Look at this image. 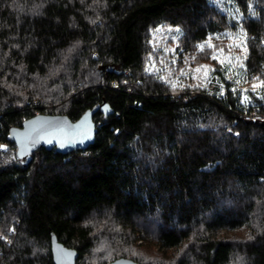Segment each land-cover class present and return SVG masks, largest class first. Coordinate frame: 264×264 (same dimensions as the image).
<instances>
[{
	"label": "trees",
	"instance_id": "16d2710c",
	"mask_svg": "<svg viewBox=\"0 0 264 264\" xmlns=\"http://www.w3.org/2000/svg\"><path fill=\"white\" fill-rule=\"evenodd\" d=\"M160 25L184 53L243 30L264 81V0H0V142L38 114L114 109L88 150L0 153V264H54L52 232L78 264H264V121L242 117L264 99L174 97L146 71Z\"/></svg>",
	"mask_w": 264,
	"mask_h": 264
},
{
	"label": "rangeland",
	"instance_id": "374dc122",
	"mask_svg": "<svg viewBox=\"0 0 264 264\" xmlns=\"http://www.w3.org/2000/svg\"><path fill=\"white\" fill-rule=\"evenodd\" d=\"M177 29L166 25H160L154 29L151 40L152 52L149 54L146 64L147 73L157 77L175 90L174 97H180L183 93L180 90L183 89H190L194 94L200 88H205L211 93H216L219 89H222L221 92L225 94V85L228 82L231 84L232 91L235 89L233 93L240 97V102L246 107L264 99L262 98L264 97V87L253 89V84H259L261 80L254 79L251 81L249 75L246 74V62L249 55L246 32L243 30L237 32L226 30L200 43L199 46L205 45L203 50L199 47L196 53H184L179 46L181 31H177ZM208 44L214 47H208ZM220 49H223L222 54L219 51ZM198 53H208L210 60L199 63L196 60ZM214 54L219 55L220 60H224L223 65L218 60L212 59ZM229 56L240 57L244 67H241L240 63L234 60L232 62L234 66L229 71L230 65L225 59ZM201 65H207L213 71L207 72V75H205L203 69L196 72L195 70L200 68ZM182 73H186V75ZM229 76L232 78L229 79ZM236 81H239V83ZM216 86L219 88H216ZM245 96L248 97L247 100H245ZM35 104L38 106L39 101L36 100ZM9 145L11 147L7 152L0 151V153H9L10 158L14 160L17 157V149L12 144ZM238 232L239 230L236 231V233ZM232 234L230 233V235ZM137 244L141 245L139 242Z\"/></svg>",
	"mask_w": 264,
	"mask_h": 264
},
{
	"label": "water",
	"instance_id": "95a60500",
	"mask_svg": "<svg viewBox=\"0 0 264 264\" xmlns=\"http://www.w3.org/2000/svg\"><path fill=\"white\" fill-rule=\"evenodd\" d=\"M105 70H111V68L107 67ZM99 111L106 116L114 114V109L109 102L103 100L94 108L88 109L76 121L61 114H38L25 120L21 127L10 130V139L16 144L18 158L28 166L34 160V153L40 149L55 150L65 155L88 150L96 141L98 124L95 116ZM51 249L54 264H78V251L60 242L54 232L51 233ZM109 264L140 263L123 257Z\"/></svg>",
	"mask_w": 264,
	"mask_h": 264
},
{
	"label": "built area",
	"instance_id": "2783aa9c",
	"mask_svg": "<svg viewBox=\"0 0 264 264\" xmlns=\"http://www.w3.org/2000/svg\"><path fill=\"white\" fill-rule=\"evenodd\" d=\"M118 85L119 84L117 81L112 82L113 88H118ZM242 117H243V119H245L247 121H252V120L255 121L257 119L264 121V107L263 108H257L256 107L252 111H250L249 113H244ZM8 138L10 139V135L8 136ZM10 147L11 146L9 145V143L0 142V151L7 152L10 149ZM0 240L11 244L12 243V236H0ZM142 242L143 241H139V243H142Z\"/></svg>",
	"mask_w": 264,
	"mask_h": 264
},
{
	"label": "snow or ice",
	"instance_id": "6c2138e0",
	"mask_svg": "<svg viewBox=\"0 0 264 264\" xmlns=\"http://www.w3.org/2000/svg\"><path fill=\"white\" fill-rule=\"evenodd\" d=\"M177 31H179V29H177ZM207 46L208 47H214L211 44H208ZM199 47H200L201 50H203L204 47H205V45L202 44ZM219 51H220L221 54L223 53V49H220ZM245 51H246V49H245ZM212 59L218 60L222 65L224 64V60H220L219 55H217V54H214L212 56ZM225 59L227 60L228 64L230 65L229 71H231L232 70V67L234 66V65H232V62L234 60L237 61V62H239L241 67H244V65H243L242 60H241L240 57H231V56H229V57H226ZM245 59H246V57H245ZM202 69L204 70L205 75H207V72L213 71V69H209L207 65H201L200 68H197L195 71L196 72H200ZM182 74L186 75V73H182ZM238 75H239V73H238ZM228 78L231 79L232 77L229 76ZM257 79H259V78H257ZM236 82L239 83V81H236ZM257 87H264V81H261L259 84H253V89H255ZM233 91H235V89H233ZM221 94H223V93H221ZM244 98H245V100L248 99L247 96H245ZM262 98H264V97H262Z\"/></svg>",
	"mask_w": 264,
	"mask_h": 264
}]
</instances>
